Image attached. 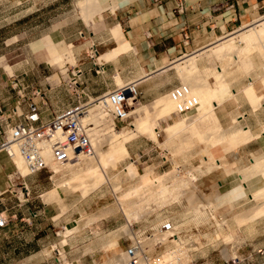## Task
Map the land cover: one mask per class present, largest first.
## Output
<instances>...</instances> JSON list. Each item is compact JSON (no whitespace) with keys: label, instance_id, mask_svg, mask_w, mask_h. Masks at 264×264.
<instances>
[{"label":"rangeland","instance_id":"374dc122","mask_svg":"<svg viewBox=\"0 0 264 264\" xmlns=\"http://www.w3.org/2000/svg\"><path fill=\"white\" fill-rule=\"evenodd\" d=\"M81 1L0 0V56H5L2 61L6 66L8 78L13 80L16 73L15 68L22 64L18 72L22 75L20 78H24L25 81L23 82L24 86H20L19 89L24 88L23 92L26 97H32L33 92L40 90L44 94L43 96L33 95L36 96L38 103L46 102L45 110L49 114L55 113L59 109H65L69 104H75L68 97L66 98L67 101L64 102L65 106L58 104L57 99L51 98V96H57V93L63 89L64 86L58 88L55 85L60 83L61 74H66V64L70 67L71 63L69 62L71 61L69 59L75 64V58L71 49H68L69 53L67 52L64 56L66 58H64V62L66 61V63L62 66L58 64L51 66L47 60L49 54L37 51L41 47L38 41L39 38L44 39L48 32L54 29L61 31H64L65 28L67 31L82 30L88 38L91 33L97 34L100 29L97 21L98 16L95 15L93 18L95 24L87 21L86 14L81 7ZM100 24H103V22ZM227 38H229L228 35ZM46 41L47 47L56 44L49 37ZM236 44L239 47L244 46V43ZM64 45L65 43H60L58 48L62 49ZM94 48L99 52L104 50L101 46H94ZM262 57L263 54L258 50L253 52L252 60L255 71L250 68L244 69L243 64H235L230 60L229 66H231V69L225 72V76H228L229 81H234L236 84L245 81H257L259 76L264 75V57L263 59ZM88 59L90 62L95 63L99 61H97L96 55L94 59L89 57ZM216 59L212 53H207L198 57L197 64L201 71L207 69L218 70L220 62ZM122 78L125 83L128 81L125 77L122 76ZM206 82L210 87H216V79L212 75L206 77ZM181 84L184 85V81L179 71L176 68L168 69L163 76L153 80L149 86L148 98H143V95H140L139 100L135 101L134 104L132 103L131 110L143 106L153 110L157 99L169 94L172 88ZM164 88L165 90H163ZM48 89L52 92L49 93ZM158 89L163 90L161 91L162 94L157 95L156 90ZM94 104L91 106H95ZM22 108L24 109L25 105ZM222 110L223 107L216 109L217 117L219 123L229 135L231 128H226L219 116ZM108 111L109 109H105L104 113ZM195 114L193 113L189 118ZM183 118L187 117L172 113L171 117L159 121V143L154 141L148 134L136 133L126 144L130 156L121 160L114 167H108L106 169L108 180L88 194L83 195V187L88 186V183L73 188L69 187V184L66 186V184L73 182V179L78 175L85 174L94 165L91 161L88 162L93 163L92 165L85 160L81 161V165H75L76 162L72 161L70 164L73 165H67L69 167L66 166L67 168L65 167L66 169L59 172V174L54 173L52 179H50V173H42L46 180L40 183L38 185L40 187H37V189L52 190L57 188L62 201L60 199H58L59 201H51L55 202L50 206V209L53 213L58 214L56 217L57 225H50V228H47L48 236L40 237L45 242L44 244L48 246L46 249L43 248L41 258L49 257L48 259H50V262L42 260L41 264H120L122 262V253L129 244L126 238L128 233L123 229L129 218L123 208L133 206V204L128 201L127 205L122 207L123 204H119L118 200L141 184L139 178H133L128 174L127 168L132 163L137 166L141 174H144L146 169L149 168L153 170L154 177H161L170 173V175L176 174L178 177L175 181L170 182L173 190H171V194H167L169 200H158L161 194L157 192L160 195L157 194L158 196H156L155 193L157 200L149 201L153 211H150L151 208L147 209V215L143 217L144 219L141 218L133 224H136L141 230H147L166 220L180 223L189 236L188 242H193L196 249V252L194 251L188 255L187 263L184 264H264V214L244 223H238L236 219L238 215L247 213L262 201H250L244 208L225 214L221 211L222 209L218 210L214 203L216 196L224 192L225 181L234 175L235 169L231 163V158H233V153L238 151L239 145L231 144L232 146H229L227 142L210 148L209 151L214 158L223 160L225 165L218 167L216 165L218 162L215 161L205 165L203 154L208 150L209 144L207 141L198 138L190 129H184L178 133L179 135L170 139L165 132L166 127ZM138 119H141V115L132 113L128 121L118 122L114 121L109 113L104 118L98 112L93 120L89 122V133L99 141L104 150H107L108 146L104 138L107 137L108 132L113 130V132L121 133L125 127L128 130V128H132V125ZM202 124H199L200 129L206 126V124ZM146 144H153L155 147L148 155H145ZM134 153H140L141 157ZM151 153L152 156H150ZM150 157H152V160ZM89 164L91 167H89ZM18 174L21 175L19 171ZM25 177L28 178V176ZM254 177L252 180L256 183V187H263L264 181L260 180L259 176ZM185 178V183L190 179V189L192 192L194 190L195 195H197H194L192 200H188L184 196V191L180 190L183 185L178 186ZM175 189L179 191H175V193ZM183 189H185L184 186ZM211 189L215 195L212 198V204L207 205L206 198L213 193ZM246 190L251 194L248 189ZM19 192L21 200L26 201L23 191L19 190ZM189 192L191 191H187V194ZM30 194L28 198L26 197L27 199L33 196L32 189ZM170 196L176 197L175 200ZM14 199L8 206L9 208L13 207L11 209L13 212L19 209L16 205L17 199ZM25 206L29 207V202H26ZM8 218L9 226L17 223L16 218L12 220L9 215ZM68 229L72 230V233L66 234ZM229 234L232 236L230 241L226 240L227 236H230ZM28 239L32 238L29 237ZM225 249H228V253L232 255L231 258L224 256ZM57 250L60 251L61 256L58 255ZM71 256L75 260L81 258V261L73 263Z\"/></svg>","mask_w":264,"mask_h":264},{"label":"crops","instance_id":"0c3cea01","mask_svg":"<svg viewBox=\"0 0 264 264\" xmlns=\"http://www.w3.org/2000/svg\"><path fill=\"white\" fill-rule=\"evenodd\" d=\"M98 5L100 11L96 15L100 29L97 34L91 33L88 38L82 30L67 31L65 28L64 31L51 30L44 39L39 38V52L46 48L48 37L56 44L75 45L74 52L72 51L75 64L70 62V67L66 64V74H61L60 83L55 85L58 88L64 87L57 96H51L62 106H65L67 97L75 102L69 83L78 70V91L84 92L80 98L82 102L94 101L116 89L120 85L117 84L118 77L123 80L122 76L128 80L126 83L123 80L124 84L136 83L139 90L141 89L142 97L148 98L149 86L153 80L163 76L170 67L174 68L173 64L207 50L230 33L264 18V0H98ZM88 21L95 24L91 19ZM101 22L103 24H100ZM118 26L131 48L115 54L111 60L102 63L90 62L88 57L94 59L91 51L94 46L104 48L102 52L98 51V54H108L124 45V42L120 43L113 35V30ZM3 57L5 56H0V111L6 115L17 107L20 101L18 89L24 86L25 79L20 78L22 75L18 69L22 64H19L15 68V78L10 80L2 61ZM227 77L225 79L229 85L222 91H227L229 95L221 100L223 110L219 113L220 119L226 128H231L229 132L234 128L246 126L244 131H251L253 138L244 144L240 143L238 151L233 153L231 163L235 169L234 175L225 181L224 192L214 200L216 208L222 209L223 214L244 208L250 201H254L240 175H248L250 166L264 161V103L254 109L243 92L251 83L257 84L259 78L257 81L236 84ZM163 90H156L157 95L162 94ZM47 91L52 92L50 89ZM33 94L34 92L29 98L39 105L44 116H48L49 113L45 110L46 102L38 103ZM235 118L237 122L234 121ZM1 142L0 138V145ZM154 148L153 144H146L145 155ZM134 154L141 157L140 153ZM150 159L152 160V157ZM250 176L253 175L249 173L248 177ZM251 177L248 180H252ZM45 180L42 173H38L28 178L23 177L22 181V175L18 174L14 160L0 149V214L7 218L9 215L12 220L17 219L16 224L0 229V264H41L42 260L50 262L49 257L41 258L43 248L48 246L40 237L48 236L47 228H50V225H57L58 214L50 209L55 202L46 199L47 193L53 189H37ZM24 187L33 190V196L30 199L25 197L26 201L21 200L19 192L21 190L24 193ZM14 198L17 199L16 205L19 207L15 212L11 210L13 207H8ZM26 202H29V207L25 206ZM29 237L32 239H28ZM71 260L74 263L81 261V258L75 260L71 256Z\"/></svg>","mask_w":264,"mask_h":264},{"label":"bare ground","instance_id":"6f19581e","mask_svg":"<svg viewBox=\"0 0 264 264\" xmlns=\"http://www.w3.org/2000/svg\"><path fill=\"white\" fill-rule=\"evenodd\" d=\"M81 5H82L81 7L83 8V12L86 14L85 18H87V21L88 19L93 20L95 15L100 11L98 0H82ZM113 35L117 39V41H119L120 43L124 42V45H120V47L114 52H111L108 54L96 55V57H98V60H99V61L97 60L98 63L111 60L113 59L115 54L118 55L131 48L128 42L124 40L123 33H122L120 26L116 27L113 30ZM228 37L229 38L227 39L226 37L225 39L223 38L220 42H218L217 44L213 46H210L205 51H200L197 54L183 58L181 59V61H178L177 63L174 62L175 64H173V67L179 71V73L181 74L183 78L184 85L190 88L191 94L199 100L200 106H199L198 112L195 115L191 116L190 118L187 117V118L180 119L165 128V132L169 136V139L176 135H179L178 133L180 131H183L184 129H190L195 133V135L198 138H200L201 140L207 141L209 146H208V150L204 152L203 154V163L206 165V164H209L215 161V162H218L216 163L218 167H223L225 163L223 162V160L214 158L213 154L209 151L210 148L215 147L218 144L227 143V142L229 146H232V145L236 146V145H239L240 143L244 144L245 141L247 142L248 140L253 138L252 136L253 134L251 133V131L249 130L244 131V128L246 126L244 128H234L231 131V133L228 135L227 132L224 130V127H222V125L219 123L216 109L218 107H221V104L223 103L221 99H224L229 95L227 91H222V90L229 85L227 80L225 79L226 77L225 72L228 69L229 70L231 69V66H229L230 60H232L235 64H239V63L243 64L245 68L243 66L242 67L244 69L250 68V69L255 70L253 60H252L253 52L255 50L256 51L258 50L259 52H261V54H263V57H264V18H260L250 24L243 26L241 29L229 34ZM236 43H244V46L239 47ZM58 46L59 44H54L53 46H50V47L46 46V48L42 50L43 54H49L47 60L51 66H54L57 64L60 66L64 65L66 63V61L64 62V58H65L64 56L68 52V49H71V52H72V49L75 47L74 44H71V45L65 44L62 49H59ZM207 53H212L219 60L220 66L218 67V70H211V69H207L204 71L200 70L199 65L197 64L198 57H201V55L203 56L204 54H207ZM69 61L73 62L70 59ZM210 75H212L216 79V87L214 88L210 87L209 84L206 82V77H209ZM117 81L119 82L117 84H120L119 86L125 85L123 80L120 77H118ZM243 92L244 94L247 95L249 101H251L252 107H254V109H258L264 103V75H262L259 78V82L257 84L251 83L244 89ZM133 101L134 99L131 98L130 102L133 103ZM94 105L95 106H91L88 109L87 114L83 116V122H84L85 127L87 128L88 134L91 139V143L93 144L95 148L96 154L92 158H86L82 156L79 163H74L75 165L77 164L81 165L80 164L81 161L85 160L87 162L88 161L93 162L94 165L91 167L93 163L88 162V163H91V165L89 164L90 165L89 167L91 168H89L85 174H80L77 177H75L73 179V182L66 184V186L69 184V187L73 188V187H78V186L80 187L81 184L88 183V186L83 187V195L88 194L89 192L95 190L100 185L104 184L106 180H108L107 179L108 177L106 175V169L108 167L110 166L114 167L121 160L130 156V153H129V150L126 144L136 135V133L148 134L154 141L159 143V140H158L160 136L159 121L163 120L166 117L168 118L171 117L172 113H175L176 111V103L172 100L170 94L164 95L160 97L159 99H157L155 101L153 110L148 109L146 106L131 110V114L136 113L138 115H141V119H138L135 122V124L132 125V128H128V130H126L125 128L127 127H125L121 131V133H116V132H113V130H110L107 134V137L104 138L108 146V149L104 150V148H102V145L99 144V141L96 138H93L92 135H90L88 127H89V122L93 120L94 116L98 112L100 113V116L104 118L107 117L108 113L112 116L111 109L108 108V106L104 107L103 105H99L98 103ZM105 109H109V111L107 113H104ZM234 121L237 122V119L235 118ZM200 123L201 125H203L202 123L206 124L205 126L206 129L205 128L200 129L199 128ZM241 124L239 123V125ZM165 143L167 144V142ZM47 155H48L47 158L50 159L51 156H49L48 153ZM13 160L17 165L19 173L22 175V177H25L27 175V169H26V166H25V163L22 157L20 155H15ZM70 165H73V164H70ZM199 166H203V165H199ZM250 167L251 168L248 169V173L253 175L252 177L250 176L251 178H255L254 176H259L261 179L262 178L264 179V161L256 162ZM66 168L62 166H57V165L53 166V170L55 171V173H58V174L59 172H62ZM127 170H128V174L131 177L139 178V181L141 182L139 187L132 189L130 192L122 196L120 200H118L120 202L119 204H123L121 205L122 207L124 205H127L126 203L128 201L132 202L133 204V206L123 208V211L125 212L126 215H128L127 217L129 218L128 223L125 226H123V229H125L124 231H127L128 235H130L131 225H133L134 222L141 220V218L144 219L143 217L147 215L146 210L151 208L149 205L150 200H153V199L154 201L157 200L156 196H158L157 194L159 193L161 194L160 198L161 197L162 198L161 199L158 198V200H161V201L169 200L167 198V194L168 195L171 194L172 193L171 190H173L170 182L175 181L176 179H178V177L176 176V174L170 175L171 173L166 174L161 177H154L153 170L149 168L146 169L144 174H141L139 170L137 169V166L134 163H132L127 168ZM248 175L245 173L243 176L242 175L240 176L242 177L244 184H246L247 189L251 192V198L253 200H258V202L259 201H262V202L258 203L256 207L252 208L247 213L238 215L236 217L238 223H244L246 221L253 220L255 217H258L264 214V186L259 187V188L256 187L257 185L253 180H248L250 178L248 177ZM185 181H186V178L183 181H181V184H179L178 186L183 185L185 189H183V186H181L182 189L180 190L184 191V194H185L184 196L188 198V200L189 199L192 200L193 199L192 197H194L195 192L194 190L192 192V190L190 189V179H188L186 183ZM175 191L177 190L175 189L174 192ZM187 191H191L188 193L189 195L187 194ZM155 193H156V196H155ZM47 194H48V197H46V199H48L49 201L60 199V195H59L57 188L53 189L51 192ZM214 195H215L214 192L211 193V195H208V197L206 198L207 205L212 204V198L214 197ZM171 198L175 200L176 197H171ZM60 201L62 200L60 199ZM194 204L196 203L194 202ZM150 211L152 212L153 209L151 208ZM70 233H72V230L68 229L66 234H70ZM231 238H232L231 235L227 236L226 240L230 241ZM223 253L226 258L232 257V255L228 253V249H225ZM188 255L186 256V258H184L183 256L184 263H187ZM122 257L124 258V253H122ZM170 257L171 256L169 255L166 258L169 259Z\"/></svg>","mask_w":264,"mask_h":264},{"label":"built area","instance_id":"2783aa9c","mask_svg":"<svg viewBox=\"0 0 264 264\" xmlns=\"http://www.w3.org/2000/svg\"><path fill=\"white\" fill-rule=\"evenodd\" d=\"M92 51L94 58L98 50L94 48ZM79 74L80 70L76 71L69 83V88L74 92V105L44 116L39 105L26 97L22 88L18 91L20 101L17 107L6 115L0 111V149L11 160L15 155L22 157L27 169L26 176L48 172L52 179L55 173L53 166L66 167L72 161L79 163L82 156H95V148L83 122V116L92 104L108 106L114 121L126 122L131 118L130 99H134V104L141 95L136 83L118 86L94 101L82 102L80 98L84 92L78 91L79 81L76 79ZM36 94L44 95L40 90L34 92ZM169 94L176 103V115L189 117L198 112L200 102L191 94L188 86L178 85ZM24 196H30L27 187H24ZM8 225L7 216L0 214V229ZM188 237L184 227L173 220H166L147 230L133 224L131 234L126 235L129 244L120 264H184L183 256L186 258L188 254L196 252ZM57 253L61 256L60 251L57 250ZM169 255L171 257L167 259Z\"/></svg>","mask_w":264,"mask_h":264}]
</instances>
